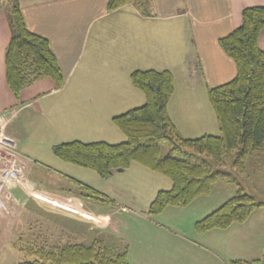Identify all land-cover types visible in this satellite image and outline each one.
I'll use <instances>...</instances> for the list:
<instances>
[{
    "label": "crops",
    "instance_id": "obj_1",
    "mask_svg": "<svg viewBox=\"0 0 264 264\" xmlns=\"http://www.w3.org/2000/svg\"><path fill=\"white\" fill-rule=\"evenodd\" d=\"M18 3L26 28L47 38L64 82L61 87L54 88L49 78L42 77L26 86L18 98L12 95L6 84L4 67L5 48L11 34L7 15L9 4L8 0H0V131L4 147L14 154H22L24 159V167L19 172L20 180L7 179L0 195L3 201L0 207V264L2 258H7L5 253L11 255L10 250L15 247V242L22 240L17 226L25 216L28 201L38 186L32 176L36 163L31 160L28 148L24 149L21 137V129L25 128L26 122L15 121L20 111L38 105L51 95H58L60 99L67 96L73 101V111H85L83 99L86 98L91 102L86 109L106 111L105 118L112 123L114 115L144 102L143 93L130 82L132 70L167 69L174 81L167 110L179 133L185 137L216 134L218 125L208 104H205V108H191L185 101L189 102V97L207 96L209 87L224 83L235 75L233 60L221 49L217 40L240 25L242 8L264 4V0H141L139 4L129 1L111 11L106 8L107 0H18ZM257 45L264 51V27L258 33ZM49 103L51 109L68 111L64 104ZM190 113L194 116H189ZM36 116H45L42 107L39 106V111L33 117ZM47 128L59 138L62 131L49 125V122ZM110 134L107 133L105 138H121L123 135L119 129H110ZM65 138L60 142L82 141ZM54 144L51 143V148ZM254 155L258 154L255 152L249 156L251 164ZM19 161L15 160V167ZM133 164L123 170H111L107 177L100 178L105 184L108 178L125 172ZM79 181L86 184L83 188L103 197L97 202L93 199L96 197L87 192H74L58 185L55 192L60 194L62 202H66L59 205L68 207V211L64 210L65 214H61L59 206L55 213L57 219H65L63 223L67 226L63 231L73 229L78 242H86L85 238L89 239L87 241L98 239V235L103 236H100L101 240L109 237L121 240L119 228L130 215L120 210L127 208L133 212L130 203L135 202L134 197L120 186L105 185L102 190L91 187L82 179ZM104 192L109 195L115 193L117 199L110 202ZM107 202L121 207L120 210L117 211L116 207L113 210L109 207L112 204ZM260 215L263 222L255 220L251 214L244 222L233 223L224 229L197 233L193 228L196 233L195 239H190L193 252L187 245L183 247L188 256V261L183 263L179 256L175 258L168 250L167 244L161 247V243L153 239L151 245L155 249L161 247L157 252L161 257L153 258L152 264H234L232 260L239 259L235 251L249 254L247 246L250 248V244L254 245L257 231L261 227L264 229V208L260 210ZM157 217H160V213ZM77 225L82 226L80 230ZM122 230L130 235L138 234L130 228ZM91 235L93 237L90 239ZM161 237L165 238L163 234ZM200 252L207 256L201 260L196 256L189 263ZM249 258L247 260L258 257Z\"/></svg>",
    "mask_w": 264,
    "mask_h": 264
},
{
    "label": "trees",
    "instance_id": "obj_2",
    "mask_svg": "<svg viewBox=\"0 0 264 264\" xmlns=\"http://www.w3.org/2000/svg\"><path fill=\"white\" fill-rule=\"evenodd\" d=\"M129 1L141 2L107 0L106 8L111 11ZM8 4L11 34L5 48L4 67L6 84L12 95L18 98L26 86L42 77L49 78L54 88L61 87L63 75L47 38L26 28L18 0H8ZM262 27L264 4L245 6L240 25L217 40L236 68L231 79L207 90L218 133L197 137L181 135L167 110L174 90L171 72L134 69L129 74L130 82L143 93L144 102L111 119L125 139L116 143L62 141L52 146V152L59 159L91 169L102 178L111 170H123L132 163L168 178L170 187L157 190L149 201L146 208L149 216L158 215L167 206L189 204L208 194L218 180L234 182L237 184L235 192L195 220L193 228L203 233L244 222L254 210L264 208V202L256 201L246 192L233 174L246 172L248 156L264 151V51L257 45ZM229 156H232V172L216 168L224 165ZM105 240L71 242L50 248L26 246V254L31 259L16 264H130L127 247L116 246L121 240L116 237ZM232 263L264 264V256L252 260L235 259Z\"/></svg>",
    "mask_w": 264,
    "mask_h": 264
},
{
    "label": "rangeland",
    "instance_id": "obj_3",
    "mask_svg": "<svg viewBox=\"0 0 264 264\" xmlns=\"http://www.w3.org/2000/svg\"><path fill=\"white\" fill-rule=\"evenodd\" d=\"M8 13V17L11 18L10 11H8ZM206 97L207 96L203 98L189 97V102L185 101V103L191 106V108L194 106L205 108V104H208V109L212 112L211 105L209 101H207L208 99L206 100ZM49 102L64 104L63 106L68 108V111L60 112L59 109H51L50 107L52 106H50ZM72 103V99L67 96L60 99L58 95H51L46 97L45 100L40 101L38 105L32 107L28 106L26 109L21 110L20 114L15 119L17 122H26L25 128L21 129V137L22 140H24V149L28 148L32 157L31 160L36 163L32 176L36 179L38 186L28 201L25 216L17 226L19 234H22V240L15 242V247H12L10 250L12 256L9 252L5 253L7 258H2L1 264H16L18 261L31 259L28 258L26 254V246H44L45 248H50L61 246L65 243L78 242V238L76 237L77 233H73L75 232L73 229L71 231H68L69 229L65 230V232L63 231L67 226V224L64 225L63 223L65 219H57L55 213L57 212L58 206L62 209H60L61 214H65L64 210L68 211V207L64 208L59 205L60 203L65 204L66 202H62L63 199L60 194L55 192V188L59 185L61 187H66V189H71V191L74 192H87L90 196L96 197L93 199L99 202V198L102 195L90 193V190L83 188L75 181L80 179L88 182L91 187H98L102 190H104L105 185L107 187L120 186L125 188L127 192L134 197L135 202L130 203L132 204L131 210L133 212L127 210V208L123 209L116 205L113 206V203L107 202L108 204H112V206L109 207L113 208V210H115L114 207H116L117 211L121 208V212H129V218L123 220L119 228L121 242L120 244L116 242V246L121 249H123L124 246L127 247L130 264H152L153 258L159 259L161 257L157 252L165 244H167L168 250L174 254L175 258L179 256V259H182V263L187 262L188 256L186 254V249L184 250L183 247L187 245L190 252H193L190 247V239H195L194 236H196L193 230L194 221L209 213L230 197L235 192L237 184L225 180H218L208 194L195 198L189 204L185 206H167L164 211L160 213V217H157L158 215L148 216L146 214V208L149 201L153 198L157 190L168 189L170 187V180L168 178L151 172L134 163L130 169L108 178V181L104 184L103 179L93 170L76 165L74 166L54 155L51 143L60 142L64 137H66L65 139L78 138L82 139V141L104 139V141L110 143H116L125 139L124 134L121 138H113L112 136L105 138L107 133L110 134V129L114 131L118 129L113 123L107 121L109 118H105L106 111L94 112L93 110L89 111L86 109L88 105H91L89 99H83V104L86 105V108H84L85 111L81 109L73 111ZM39 106L43 108L45 116H36V118H34L35 112L39 111ZM30 115H32V117ZM173 115L175 116V114ZM188 115L194 116L193 113ZM48 122L49 125L52 124L56 126L59 131H62L59 134V138L54 136L50 128H47ZM37 124H39V126H37ZM118 133L121 134L120 132ZM2 137L3 134L0 131V138L3 142ZM57 139L59 140L57 141ZM258 152L259 151L256 152L258 154L257 156L254 155L252 157V164L248 160L250 155L248 156L246 161V172L242 174H233L246 192L253 195L256 201L264 202V151ZM5 158L7 162L10 163L11 161V165L14 167L15 165L13 164L15 160L17 159V162L20 160V163L16 164L18 165L16 167L18 169V180H14L18 182L20 180L19 172L24 167L23 155L18 154V152L15 154L7 153ZM231 158L232 156L227 157L225 159V164L216 166V168L232 172L233 170L230 167ZM104 193L110 198V202H114L115 199H117L115 193L111 195H109L108 192ZM1 194L2 193H0V195ZM261 209L263 208H259L257 211L254 210L255 213H252L255 220H263V217L260 215ZM77 227L80 230L82 226L77 225ZM85 227L88 226L85 225ZM123 228H130L133 233L138 232V234L130 235L122 230ZM16 234L14 235L17 236L18 234ZM161 234H163L165 238L161 237ZM256 235L257 238L255 242H253L254 245L250 244V248L247 246V248L250 249L249 254L239 252L240 250L235 251L239 259L247 260V257H251L249 259L255 257L261 258L264 255V246H262L264 245L263 227L257 231ZM100 236L101 235H98L97 238L99 239ZM92 237L93 235H91L90 239ZM153 239L161 243L159 249H155L151 245ZM87 240L89 239L85 238V241ZM196 256L198 260H201L207 255L203 252L195 254L189 263H192ZM224 258L226 262H228L225 256Z\"/></svg>",
    "mask_w": 264,
    "mask_h": 264
},
{
    "label": "built area",
    "instance_id": "obj_4",
    "mask_svg": "<svg viewBox=\"0 0 264 264\" xmlns=\"http://www.w3.org/2000/svg\"><path fill=\"white\" fill-rule=\"evenodd\" d=\"M7 153L13 154L12 152H10L4 147V143L2 142L0 138V193L7 179L18 180V169L11 165L12 163L11 161L9 163L7 162V160H5L6 159L5 155ZM2 205H3V201L0 197V206Z\"/></svg>",
    "mask_w": 264,
    "mask_h": 264
}]
</instances>
